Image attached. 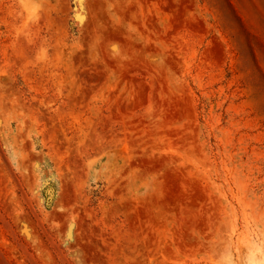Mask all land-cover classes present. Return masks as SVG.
Wrapping results in <instances>:
<instances>
[{"label":"rangeland","instance_id":"374dc122","mask_svg":"<svg viewBox=\"0 0 264 264\" xmlns=\"http://www.w3.org/2000/svg\"><path fill=\"white\" fill-rule=\"evenodd\" d=\"M0 264H264V0H0Z\"/></svg>","mask_w":264,"mask_h":264}]
</instances>
